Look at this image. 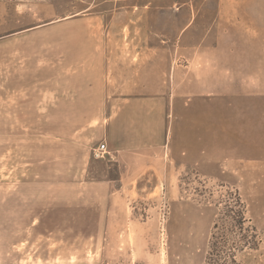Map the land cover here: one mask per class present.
Wrapping results in <instances>:
<instances>
[{"label": "rangeland", "instance_id": "374dc122", "mask_svg": "<svg viewBox=\"0 0 264 264\" xmlns=\"http://www.w3.org/2000/svg\"><path fill=\"white\" fill-rule=\"evenodd\" d=\"M213 49L264 0H0V264H206L237 193L264 264V70Z\"/></svg>", "mask_w": 264, "mask_h": 264}, {"label": "trees", "instance_id": "16d2710c", "mask_svg": "<svg viewBox=\"0 0 264 264\" xmlns=\"http://www.w3.org/2000/svg\"><path fill=\"white\" fill-rule=\"evenodd\" d=\"M259 237L247 215V203L237 193L235 203H226L215 224L206 264H245L240 255L259 249Z\"/></svg>", "mask_w": 264, "mask_h": 264}, {"label": "crops", "instance_id": "0c3cea01", "mask_svg": "<svg viewBox=\"0 0 264 264\" xmlns=\"http://www.w3.org/2000/svg\"><path fill=\"white\" fill-rule=\"evenodd\" d=\"M208 62H206L207 67L205 68L211 72H223L224 77L222 78L224 82H229L231 85V72H253L264 70L263 54L257 53L256 51H245V52H232V50L222 49L217 52L213 49L207 53ZM213 82V83H211ZM215 80L207 82L206 86H214ZM125 150V149H123ZM129 150L124 152L125 155H129Z\"/></svg>", "mask_w": 264, "mask_h": 264}, {"label": "built area", "instance_id": "2783aa9c", "mask_svg": "<svg viewBox=\"0 0 264 264\" xmlns=\"http://www.w3.org/2000/svg\"><path fill=\"white\" fill-rule=\"evenodd\" d=\"M107 151V145L105 143L101 144L96 150H95V154L98 157L104 156L105 152Z\"/></svg>", "mask_w": 264, "mask_h": 264}]
</instances>
